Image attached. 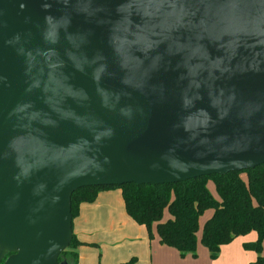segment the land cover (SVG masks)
I'll return each mask as SVG.
<instances>
[{
	"label": "water",
	"instance_id": "water-1",
	"mask_svg": "<svg viewBox=\"0 0 264 264\" xmlns=\"http://www.w3.org/2000/svg\"><path fill=\"white\" fill-rule=\"evenodd\" d=\"M264 163V0H0V262L67 264L71 194Z\"/></svg>",
	"mask_w": 264,
	"mask_h": 264
},
{
	"label": "trees",
	"instance_id": "trees-1",
	"mask_svg": "<svg viewBox=\"0 0 264 264\" xmlns=\"http://www.w3.org/2000/svg\"><path fill=\"white\" fill-rule=\"evenodd\" d=\"M208 179L213 181L219 199L209 192ZM116 187L121 190L128 216L143 225L149 237L154 228L159 242L176 249L180 256L196 255L199 218L210 210L200 236L209 257L216 258L220 246L253 231L256 239L243 243V248L256 252L252 264H264L261 254L264 241V163L249 169L200 176L173 184L129 183L81 187L70 197L72 218L77 215L81 203L94 201L102 189ZM165 211L169 216L163 219ZM80 244L72 235L69 246L59 255L58 261L77 264L76 250ZM132 261L134 259L127 264Z\"/></svg>",
	"mask_w": 264,
	"mask_h": 264
},
{
	"label": "crops",
	"instance_id": "crops-1",
	"mask_svg": "<svg viewBox=\"0 0 264 264\" xmlns=\"http://www.w3.org/2000/svg\"><path fill=\"white\" fill-rule=\"evenodd\" d=\"M71 229L81 243L76 250L77 264H115L129 256L134 260V256L138 257L141 264H252L257 256L255 251L243 248V243L256 239L253 231L220 246L214 259L196 234V255L180 256L176 249L159 242L154 228L153 237L148 238L146 228L125 212L121 190L115 188L102 189L94 201L81 203L72 218ZM262 246L264 257V241ZM98 249L106 256L97 263ZM145 254H148L147 262H144Z\"/></svg>",
	"mask_w": 264,
	"mask_h": 264
},
{
	"label": "rangeland",
	"instance_id": "rangeland-1",
	"mask_svg": "<svg viewBox=\"0 0 264 264\" xmlns=\"http://www.w3.org/2000/svg\"><path fill=\"white\" fill-rule=\"evenodd\" d=\"M244 177H245V176H244ZM207 188H208L209 192L211 193V195H212L214 198L219 199L218 194H217V192H216V190H215V187H214V183H213V181L210 180V179H208V181H207ZM115 189H120V188H117V187H116ZM167 216H169V215H168L167 212L165 211V212H164L163 219H166ZM209 216H210V210L205 211V212L200 216V218H199V228H198L197 233H196L197 235H200V236H201L202 225H203L204 221H205ZM146 231H147V229H146ZM153 233H154V232H152V236L149 237L148 232H147L148 238H152V237H153ZM105 256H106V254H104V252L101 253V251L98 249V250H97V253L95 254V257L97 258V263L99 262L100 258H104ZM134 257H135V260L132 261L130 264H132L133 262H134L133 264H141V259H139V258L136 257V256H134ZM98 259H99V260H98ZM131 259H134V258L131 257V256H129L126 260L120 261V262L115 263V264H127V263H129V261H131ZM147 261H148V254H147V255L145 254L144 262H147ZM254 261H255V260H254ZM144 262H142V263H144ZM168 262H169V258H167V263H168Z\"/></svg>",
	"mask_w": 264,
	"mask_h": 264
}]
</instances>
